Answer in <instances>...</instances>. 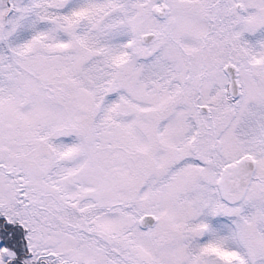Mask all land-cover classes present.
<instances>
[{
    "label": "snow or ice",
    "instance_id": "1",
    "mask_svg": "<svg viewBox=\"0 0 264 264\" xmlns=\"http://www.w3.org/2000/svg\"><path fill=\"white\" fill-rule=\"evenodd\" d=\"M0 264H264V0H0Z\"/></svg>",
    "mask_w": 264,
    "mask_h": 264
}]
</instances>
